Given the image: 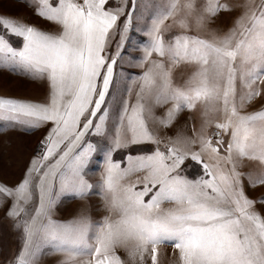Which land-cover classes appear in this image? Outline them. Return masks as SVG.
<instances>
[{"label":"snow or ice","instance_id":"obj_1","mask_svg":"<svg viewBox=\"0 0 264 264\" xmlns=\"http://www.w3.org/2000/svg\"><path fill=\"white\" fill-rule=\"evenodd\" d=\"M24 2L59 31L0 13V64L24 69L49 89L44 102L0 97V119L47 125L42 151L19 180L0 182V208L23 241L10 264H37L45 246L65 254L58 264H162L165 244L175 264H264V197L246 192L264 186V107L246 111L264 102V0ZM222 13L233 14L231 26L211 27ZM132 32L146 38L135 42L144 71L119 90L114 68ZM181 66L190 69L186 77L178 75ZM198 108V126L192 116L173 135L157 130ZM141 143L150 147L129 154L125 166L113 159ZM96 157L107 215L53 219L59 197L84 198L93 189L87 170ZM185 161L201 174L183 175Z\"/></svg>","mask_w":264,"mask_h":264},{"label":"rangeland","instance_id":"obj_2","mask_svg":"<svg viewBox=\"0 0 264 264\" xmlns=\"http://www.w3.org/2000/svg\"><path fill=\"white\" fill-rule=\"evenodd\" d=\"M145 3L148 2V0H144ZM202 2V0H201ZM221 2H225V0H221ZM227 2H243V0H227ZM120 3V0H108V5L115 7L118 6ZM0 13H5L9 16L16 17L20 19L22 22H25L31 26H35L37 28H40L41 30L45 31H59V26L56 25L54 22L48 21L43 17H40L36 15L32 8L28 7L24 0H0ZM234 19L233 14L231 13H222L216 18V22L214 25H211V27L214 28H221L226 30L228 27L231 26V21ZM171 23V21L167 22ZM178 29L176 27H173L169 30V33H166V36L169 35L171 32H176ZM132 43H126L125 49L127 51H122V59H117V64L114 68V76H113V83L116 86L117 89L123 90L125 85H131L132 80L135 79L140 73L144 71L143 68L137 67V58L141 57L143 55L142 50L136 46V41H144L146 40L145 37L141 35L139 32H132L131 34ZM201 35L208 36V32H202ZM10 42L13 44V46L21 47L23 40L21 37L18 36H10L8 37ZM115 51V42L112 44L111 52ZM109 52V54H111ZM137 52V55H136ZM7 68V66L0 64V97H4V94L8 95V91H10V94H14V96H17V90L16 85L12 83L11 81L15 78L16 75H10L8 72H5L4 70ZM11 68V67H10ZM16 69V68H13ZM142 69V71H141ZM12 71V70H11ZM14 74H16V70L12 71ZM190 72L189 68H185L181 66L180 69H178V75L179 73H183V75L186 77L187 74ZM135 88V86H133ZM15 89L16 91H13ZM135 90L132 92V99L135 97ZM13 92V93H11ZM112 94V88L110 87V95ZM44 96V95H43ZM47 96V95H46ZM125 96H127V93H125ZM106 100L111 105L110 110L113 114V119H115V113L116 108L115 105H112L111 100L109 97H106ZM261 107H264V102H261L259 99L255 101L250 107L246 109V111H257ZM199 112L200 109H196L194 112H188L185 110L183 114L181 113L173 125L172 129H157L158 131H161V134L164 135H173L175 131L181 130L183 126L186 123H189V117H196V123L197 126L199 124ZM162 113L160 110H157V115H161ZM153 127H156L153 125ZM3 131V126L0 125V135H3L1 132ZM93 135V133H89L87 138H90ZM25 137V136H24ZM3 136L0 140V148L2 147L1 142L3 141ZM16 139V137H12ZM31 140V139H30ZM31 142V141H30ZM30 142L25 141L24 139H16V143L13 149L16 148V150H19L22 155H15L13 157V163L16 167L25 166L28 164L30 158L35 154L37 151H42L40 149V144L37 142L35 143V146L33 148H30L31 146H28ZM34 142V141H33ZM11 143H15L14 141H11ZM26 144V145H25ZM38 144V145H37ZM4 147V144H3ZM150 147L147 143H141V144H131L126 148L118 149L116 152L113 153V159L120 161L121 166H125L126 158L129 154L136 155L138 153H142L144 151H147ZM15 151V150H12ZM34 152V153H33ZM21 160H24L23 164ZM253 165L249 163L248 167L251 168ZM16 167L14 169L10 170L8 167H0V182H5L8 184H14L16 181L19 180L20 176L23 173L24 168H21V173L18 176L16 173ZM182 167V174L187 176L189 179H194L198 175L201 174L199 165H196L194 162L191 161H185V164L181 166ZM245 170V169H242ZM102 158L96 157L92 160L88 170H87V178L89 179V182L93 184V189L90 191V193L87 196V203L84 200V198L75 200V203H70L69 201H65L61 207L59 208V216L57 217H67V220L75 217L82 212L80 211L82 207L84 208V214L91 217L92 220L97 221L100 220L103 216L107 215V209L105 208V204L102 201V198H97L98 195L102 196L100 194V187L99 183L102 180ZM3 180V181H2ZM140 187V185H138ZM246 192L249 195L250 198L259 200L261 197H264V186L257 185L254 188L248 189L246 187ZM96 196V197H95ZM147 199V197H146ZM80 200L84 201V204L80 202ZM99 200V203L98 201ZM97 201V202H96ZM168 205H165L167 207ZM257 210H261V205L257 204ZM71 209V210H70ZM69 211L66 212V211ZM22 236L21 233L18 230H15L12 228V221L6 218L5 214L0 215V264H10V262L13 260V258L16 256L18 250L22 246ZM64 255V254H63ZM122 258H126L123 251H121ZM56 258L57 256L54 255V253L51 251L50 246H45L43 248L42 253L37 255V264H51V260ZM60 259H64V257H58ZM176 253L173 248H171L169 245L165 244L161 246V262L162 264H175L176 262ZM59 262V261H58ZM55 264V263H53ZM58 264V263H57Z\"/></svg>","mask_w":264,"mask_h":264},{"label":"crops","instance_id":"obj_3","mask_svg":"<svg viewBox=\"0 0 264 264\" xmlns=\"http://www.w3.org/2000/svg\"><path fill=\"white\" fill-rule=\"evenodd\" d=\"M136 55H137V52H136ZM15 68L16 69H13V67L10 68L7 66V68L4 71L8 72V74H10V75L11 74L16 75V79L14 78L11 82L14 84H17L16 85L17 96H14V94H10V91H8L9 94L8 95L4 94V97L17 98V99L26 100V101H33V102H44L46 100V98L48 96V92H49L47 82L37 80V79H33L30 75H28L25 72L24 69H22L20 67H15ZM11 70L12 71L16 70V74H14ZM141 71H142V69H141ZM16 90L13 89V91H16ZM134 90H135V88L133 87V91ZM11 93H13V92H11ZM182 114H183V112H182ZM177 119L179 120L181 118H177ZM0 125L3 126V131L1 132L3 135H0V140H1L2 136L4 137L3 141L1 142L2 147L0 148V167H8V169H10V170H12V169H14V167H16L15 164L13 163V160H14L13 157H15V155H17V154L22 155L19 150H16V148L13 149L14 145L15 144L17 145L16 139H19V140L24 139L25 141H28V142L31 141L27 145L31 146L30 148H33L34 146L36 148L35 143H37V142L39 144L41 143L44 136L46 135V128H47V125L40 127V128H37V129H30V128L21 127V126H13L12 122L4 121L2 119H0ZM14 136L16 137V139L12 138ZM11 141H14L15 143H11ZM3 144H4V147H3ZM12 150H15V151H12ZM21 161H22L20 163L21 165L26 164V163H23L24 160H21ZM21 168L23 169L24 166L16 167V170H17L16 173L18 176L21 173ZM87 196L88 195H86L84 197V200L86 201V203H87V199H86ZM99 197L102 198V201L104 202V197L98 195L97 198H99ZM77 199H81V198H76V197L69 196V195H63V196L59 197L57 199V202H56L54 210H53V219L60 220V221L67 220V217H62V218L57 217V216H59V214H58L59 208L61 209L62 205L65 204L64 203L65 201H69L70 203H75V200H77ZM97 201L99 203V200H97ZM80 202L82 204H84L83 200H80ZM80 211L83 213L84 208L82 207V209ZM66 212L69 213L68 210ZM3 214H5L4 209L0 208V215H3ZM54 255H56L57 257L56 258L54 257V259L51 260V264H53V263L57 264L58 261L62 260V259L59 260L58 257H64L65 256V254L63 255V253H54Z\"/></svg>","mask_w":264,"mask_h":264}]
</instances>
